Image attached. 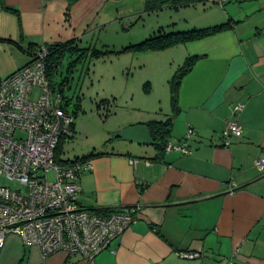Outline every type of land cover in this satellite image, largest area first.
Instances as JSON below:
<instances>
[{
  "label": "crops",
  "instance_id": "crops-1",
  "mask_svg": "<svg viewBox=\"0 0 264 264\" xmlns=\"http://www.w3.org/2000/svg\"><path fill=\"white\" fill-rule=\"evenodd\" d=\"M146 1L133 12L130 0H0V79L29 63L41 46L81 44L108 23L145 11ZM191 1L162 9H199L192 28L232 27L168 49L179 51L181 62L199 56L181 81L168 141L180 142L193 129L190 153L127 141L81 157L92 165L79 180L84 208H136L135 221L97 264H264V174L254 166L264 156V0ZM237 103L244 105L243 133L227 147L222 131ZM171 114L170 107L165 117ZM195 252L200 256L185 255ZM0 264L87 263L65 251L45 258L11 235Z\"/></svg>",
  "mask_w": 264,
  "mask_h": 264
},
{
  "label": "built area",
  "instance_id": "built-area-1",
  "mask_svg": "<svg viewBox=\"0 0 264 264\" xmlns=\"http://www.w3.org/2000/svg\"><path fill=\"white\" fill-rule=\"evenodd\" d=\"M49 53L47 46H41L29 63L0 79V175L20 184V188L0 185V249L8 236L15 235L24 244L37 246L45 258L65 251L97 264L96 257L135 221L136 208L106 214L84 208L79 180L91 170V161L57 163L56 151L63 139L73 135L74 119L65 107L64 94L47 79ZM36 88L39 95L33 99ZM243 107L242 103L232 106L222 131L224 146L242 136L238 116ZM194 134L189 129L182 141L166 144L165 150L189 154ZM254 166L264 174V156L256 158Z\"/></svg>",
  "mask_w": 264,
  "mask_h": 264
},
{
  "label": "rangeland",
  "instance_id": "rangeland-1",
  "mask_svg": "<svg viewBox=\"0 0 264 264\" xmlns=\"http://www.w3.org/2000/svg\"><path fill=\"white\" fill-rule=\"evenodd\" d=\"M130 1L128 4L133 5L135 12L139 0ZM143 11L124 15L102 30L94 31L87 41L79 44L80 48H89L80 61V52L68 53L61 60L54 83L56 88L60 85L59 89L69 101L67 111L74 118V134L62 140L56 157L58 164L81 159L90 151L127 145V141L114 139V135L132 123L166 119L165 113H169L171 107L169 80L184 63L180 60L181 53L132 47L161 28L166 32L191 29L196 26L200 11L171 7ZM172 68L175 70L170 75ZM166 73L170 76H165ZM38 95L36 88L33 99ZM52 178L50 172L49 179ZM0 185L20 188L18 181L1 175Z\"/></svg>",
  "mask_w": 264,
  "mask_h": 264
},
{
  "label": "trees",
  "instance_id": "trees-1",
  "mask_svg": "<svg viewBox=\"0 0 264 264\" xmlns=\"http://www.w3.org/2000/svg\"><path fill=\"white\" fill-rule=\"evenodd\" d=\"M115 1H119V0H115ZM181 3H182V0H167V1L166 0H147L146 1V10L154 11V10L162 9V7L166 4L176 6V5H179ZM190 3H196V1L192 0ZM231 27H232V23L227 22V23L217 24L214 26L202 27V28H191V29H188L186 31H178V32H166L164 29L161 28L158 31V33H154V34L150 35L148 38L144 39L140 43L133 45L132 48H137L138 50H142V51H155V52L162 51L165 49H169L171 47H175L177 45H183V44H186V43H189L192 41L201 40V39L213 36L217 33L225 31ZM74 46L77 48L75 49ZM47 47H48V49L50 48L49 49L50 53H49V57L47 58V61H46V72L49 71V72H47V73H49V75L47 73H46V75H47V79H49L50 84L51 85L53 84L52 87H55V88H56V86H54L55 85L54 76H55L56 71H57L58 67L60 66L61 60L64 58V56L67 55L68 53H72V51H73V53H78V51H79L80 52V58L78 61H80V59H83L85 57V55H87L89 52V48L82 49L79 47L78 42L72 41V40L66 41L64 43H58V45L51 44ZM69 49H71V50L69 51ZM65 50H67V53ZM63 51H64V53H63ZM95 53H97V52H95ZM198 57L199 56H188L184 60L183 65L176 69L171 80H169L170 92H171L172 114L170 116L166 117L165 120L151 119L150 121L145 123L149 129L152 140L155 143H157L156 144L157 148H159L161 150L165 149V146L171 137L173 121H174L176 114L179 112L178 96H179V87H180L181 81H182L183 77L185 75H187L192 70V68L194 67V65L198 59ZM75 63L73 62L72 65L75 66L74 65ZM48 67H50V68H48ZM48 69L51 70V76H50V70H48ZM52 73H54V74H52ZM49 76H50V78H48ZM51 79L53 81H51ZM56 89H58V88H56ZM58 90L60 92H62L61 89H58ZM62 94H63V92H62ZM67 103H65V104L67 105ZM73 129H74V123H73ZM59 149H60V145L56 151V157L58 156ZM67 161H69V160H67ZM67 161H64V162H67ZM99 212L102 214H106V213H108V210L107 211L101 210Z\"/></svg>",
  "mask_w": 264,
  "mask_h": 264
},
{
  "label": "water",
  "instance_id": "water-1",
  "mask_svg": "<svg viewBox=\"0 0 264 264\" xmlns=\"http://www.w3.org/2000/svg\"><path fill=\"white\" fill-rule=\"evenodd\" d=\"M114 139H121L124 141H131L142 145H156L150 135L146 124H135L126 127L116 135Z\"/></svg>",
  "mask_w": 264,
  "mask_h": 264
},
{
  "label": "bare ground",
  "instance_id": "bare-ground-1",
  "mask_svg": "<svg viewBox=\"0 0 264 264\" xmlns=\"http://www.w3.org/2000/svg\"><path fill=\"white\" fill-rule=\"evenodd\" d=\"M56 45H58V44H56ZM65 45V44H64ZM63 45V46H64ZM56 47V46H55ZM59 47V46H58ZM62 47V46H61ZM75 47V46H74ZM69 48V47H68ZM77 47H75V49H76ZM50 49V48H49ZM66 49V48H65ZM83 49V48H82ZM71 49H69V51H70ZM66 51V53H67V50H65ZM78 51V50H77ZM59 52V51H58ZM79 52V51H78ZM56 53V52H55ZM63 53H64V51H63ZM72 53H73V51H72ZM61 55V54H60ZM34 56V55H33ZM51 66V65H50ZM54 67V66H53ZM48 68H50V67H48ZM55 68V67H54ZM57 68V67H56ZM48 70H50V69H48ZM47 72H49V71H47ZM46 72V73H47ZM48 75H49V73H47ZM52 74H54V73H52ZM56 75V74H55ZM50 76H51V70H50ZM50 76L48 77V78H50ZM53 76V75H52ZM55 77V76H54ZM49 80V79H48ZM51 81H53L52 79H51ZM55 81H56V79H55ZM54 81V82H55ZM63 83V82H62ZM56 84V83H55ZM58 84V83H57ZM64 85V84H63ZM52 86H53V84H52ZM54 86H56V85H54ZM58 86V85H57ZM59 87H60V85L58 86V89H59ZM53 88H55V87H53ZM61 88V87H60ZM56 89V88H55ZM62 90V89H61ZM66 97V96H65ZM69 98V97H68ZM67 99V98H66ZM71 101V100H70ZM69 102V101H68ZM67 103V102H66ZM69 104V103H68ZM68 104L65 106V107H67V109H68ZM69 112V111H68ZM74 119V118H73ZM74 134V133H73ZM62 150V149H61ZM77 159V158H76ZM79 159V158H78ZM83 159V158H82ZM69 160V159H68ZM71 160V159H70Z\"/></svg>",
  "mask_w": 264,
  "mask_h": 264
}]
</instances>
